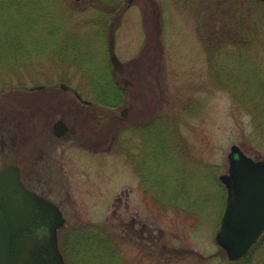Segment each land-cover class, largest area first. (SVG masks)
<instances>
[{
  "label": "rangeland",
  "instance_id": "rangeland-1",
  "mask_svg": "<svg viewBox=\"0 0 264 264\" xmlns=\"http://www.w3.org/2000/svg\"><path fill=\"white\" fill-rule=\"evenodd\" d=\"M234 144L264 160V0H0V170L67 264H264L216 240Z\"/></svg>",
  "mask_w": 264,
  "mask_h": 264
},
{
  "label": "water",
  "instance_id": "water-1",
  "mask_svg": "<svg viewBox=\"0 0 264 264\" xmlns=\"http://www.w3.org/2000/svg\"><path fill=\"white\" fill-rule=\"evenodd\" d=\"M67 125L59 120L54 132ZM227 206L216 236L231 260L245 257L264 234V160L231 147ZM66 219L59 206L28 189L14 164L0 171V264H66L58 229Z\"/></svg>",
  "mask_w": 264,
  "mask_h": 264
},
{
  "label": "flooded vegetation",
  "instance_id": "flooded-vegetation-1",
  "mask_svg": "<svg viewBox=\"0 0 264 264\" xmlns=\"http://www.w3.org/2000/svg\"><path fill=\"white\" fill-rule=\"evenodd\" d=\"M43 89H45V86L43 87V88H41V89H34V90H31V91H37V90H43ZM83 100V99H82ZM83 101H85L86 103H88V104H90L91 102L90 101H87V100H83ZM61 121H64L63 119H60ZM64 123H65V121H64ZM66 124V123H65ZM67 125V127H68V129H67V132L63 135V136H65L68 132H69V125L68 124H66ZM62 136V137H63ZM19 173H20V171H19ZM29 189H31V188H29ZM34 190V189H33ZM36 191V190H35ZM145 232H146V226H144V228L141 230V233L142 234H145Z\"/></svg>",
  "mask_w": 264,
  "mask_h": 264
},
{
  "label": "trees",
  "instance_id": "trees-1",
  "mask_svg": "<svg viewBox=\"0 0 264 264\" xmlns=\"http://www.w3.org/2000/svg\"><path fill=\"white\" fill-rule=\"evenodd\" d=\"M85 236H83V238H84ZM95 237H97L98 238V235H95ZM99 240H100V242L102 243V242H104L103 240H105L106 238L105 237H100V238H98ZM65 258H66V256H65Z\"/></svg>",
  "mask_w": 264,
  "mask_h": 264
}]
</instances>
